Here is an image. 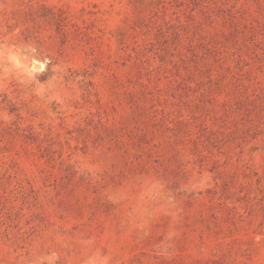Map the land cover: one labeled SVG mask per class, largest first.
Segmentation results:
<instances>
[{
    "label": "rangeland",
    "instance_id": "obj_1",
    "mask_svg": "<svg viewBox=\"0 0 264 264\" xmlns=\"http://www.w3.org/2000/svg\"><path fill=\"white\" fill-rule=\"evenodd\" d=\"M0 264H264V0H0Z\"/></svg>",
    "mask_w": 264,
    "mask_h": 264
}]
</instances>
